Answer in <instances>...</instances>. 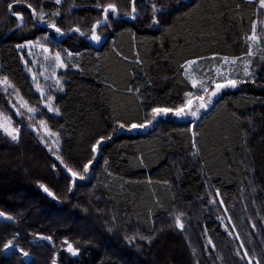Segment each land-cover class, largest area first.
Wrapping results in <instances>:
<instances>
[{
	"label": "trees",
	"instance_id": "trees-1",
	"mask_svg": "<svg viewBox=\"0 0 264 264\" xmlns=\"http://www.w3.org/2000/svg\"><path fill=\"white\" fill-rule=\"evenodd\" d=\"M108 4L118 14L88 39ZM135 8L0 0V264H264L261 0ZM229 80L199 119L148 123Z\"/></svg>",
	"mask_w": 264,
	"mask_h": 264
},
{
	"label": "snow or ice",
	"instance_id": "snow-or-ice-1",
	"mask_svg": "<svg viewBox=\"0 0 264 264\" xmlns=\"http://www.w3.org/2000/svg\"><path fill=\"white\" fill-rule=\"evenodd\" d=\"M56 2L57 3H60L61 0H56ZM135 2H136V0H132V13L133 14L136 12ZM261 6L264 7V0H261ZM28 7L31 8V5H28ZM9 8L11 9V5H9ZM102 11L104 12L103 19L102 20H98L96 22V24L93 25V28H92V36H91V39L94 40V41H97V42L101 39V36L96 35V27L98 25H101V24H107V21H108V18H109V15L110 14H113V15L118 14L115 4H108L106 7H103L102 8ZM153 11L156 12V11H160V10L159 9H156L155 7H153ZM32 14H33V17H36L35 9L32 10ZM54 15H59V13H55ZM20 19L22 21V18H20ZM38 19H39V21L43 22V20H44V14H40L39 17H38ZM153 23H159V21L154 18ZM50 27L54 28L57 33L63 34V33H61V30L56 27L55 24L50 25ZM70 31H74V32L80 33L81 35H85V33L81 32V30H80L79 27L74 28V29H70ZM249 40L255 41L256 40L255 35L249 37ZM18 47H24V45H18ZM56 59L57 60L60 59L59 53H57ZM192 63H195V62L194 61L189 62V64H192ZM245 74L246 75H251V73L248 72L247 66H245ZM237 84H238V82L235 81V80H229V81H227V83H224V84L217 83L215 85L214 90L210 93L207 101H205V97L204 96L197 97V99L200 101V104H199V107L195 111L192 110V106H193V100L192 99H188L187 102L182 107H179V108H175V106H174L173 109H168V108H153L152 109L153 120L152 121H148V123L151 124L159 116H161V115H168L170 113L176 115L177 117H183V116H188V115H191V116H194L195 117V116L198 115L200 109H203V108H207L208 107V104L211 103V98L214 97V96H216L220 92L221 89H223L225 87H233V88H235V87H237ZM193 86H197V84L195 82H193ZM198 87L201 88L204 92H207L208 91L207 87H205L202 82L198 85ZM187 96L191 97L192 96V93H188ZM48 108H49V111H57V110L53 109L50 105L48 106ZM29 111L31 112V111H33V109H29ZM120 127H123V125H120ZM132 127L133 128H135V127H141V128H143V127H145V125L144 124L133 125ZM6 131H7V129H6ZM8 135L11 136V138H12L13 141L17 140V138H18L15 129H13L11 132H8ZM102 142H103V138H101V140H98L97 141V144L95 146H93V151L94 152L96 151L97 146L101 145ZM56 159L59 160L61 164H63V160H61L60 157H56ZM53 167H55V166H53ZM64 167L67 169V171L69 173H71V177L73 178V181H75V179H77V178H79V179H85V176L80 175L78 172L73 171L71 168H67V165H64ZM88 169H89V166L88 165H85L84 166V172L87 173L88 172ZM41 187H43V190L46 193H48L49 195H52V193L49 192V190H48L47 187H44L43 185ZM217 195H219V193H217ZM213 202H215V201H213ZM221 203H222V201H221ZM3 215H4L3 213H0V216H3ZM175 224H176V227L177 228L183 230L184 224L181 221V216H176L175 217ZM47 239H50V237L47 238ZM209 243H211V241H209ZM12 247H14V244H13L12 241H9L6 245H4V249L5 250L10 249ZM68 247H69V251H72L73 254H76L77 250L73 249L71 245H69ZM23 255L24 256H27L28 253H23ZM249 264H250V262H249ZM257 264H258V262H257Z\"/></svg>",
	"mask_w": 264,
	"mask_h": 264
},
{
	"label": "rangeland",
	"instance_id": "rangeland-1",
	"mask_svg": "<svg viewBox=\"0 0 264 264\" xmlns=\"http://www.w3.org/2000/svg\"><path fill=\"white\" fill-rule=\"evenodd\" d=\"M38 17L39 16L36 14L35 20H37ZM199 96H204L205 97V101H207V97H206V94L205 93L204 94H198V95H192L191 97L188 96V99H192L193 100V106H192V110L193 111H195L199 107L200 101L197 99V97H199ZM187 100H186V102H187ZM44 105H46L47 107L50 105L52 107V101H51V99H49L46 102H44ZM208 108L200 109L198 115L195 116V117L194 116H191V115H189V116L192 117L193 119H199V116L202 113V111H204V110H206ZM31 109H33V108H31ZM0 124H2L3 127H5V128H10V119H9V116L7 114H0Z\"/></svg>",
	"mask_w": 264,
	"mask_h": 264
},
{
	"label": "built area",
	"instance_id": "built-area-1",
	"mask_svg": "<svg viewBox=\"0 0 264 264\" xmlns=\"http://www.w3.org/2000/svg\"><path fill=\"white\" fill-rule=\"evenodd\" d=\"M37 21H38V20H36V22H37ZM72 32L75 33L74 31H70V32H68V33H65V32H61V33H63L64 35H67V34H68V35H69V34L71 35V34H73ZM91 36H92V35H91ZM91 36H90V37H87V38L91 40Z\"/></svg>",
	"mask_w": 264,
	"mask_h": 264
},
{
	"label": "water",
	"instance_id": "water-1",
	"mask_svg": "<svg viewBox=\"0 0 264 264\" xmlns=\"http://www.w3.org/2000/svg\"><path fill=\"white\" fill-rule=\"evenodd\" d=\"M67 35H68V34H67ZM69 35H70V34H69ZM209 106H210V105H208V107H209ZM208 107H207V108H208Z\"/></svg>",
	"mask_w": 264,
	"mask_h": 264
}]
</instances>
